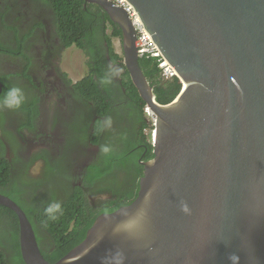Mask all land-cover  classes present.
<instances>
[{
	"label": "water",
	"instance_id": "1",
	"mask_svg": "<svg viewBox=\"0 0 264 264\" xmlns=\"http://www.w3.org/2000/svg\"><path fill=\"white\" fill-rule=\"evenodd\" d=\"M85 1L122 30L124 66L154 117V157L134 201L98 216L54 263L23 209L0 194L19 218L25 264H101L116 250L124 264H232L233 255L264 264V0H127L183 84L167 105L140 67L128 14Z\"/></svg>",
	"mask_w": 264,
	"mask_h": 264
},
{
	"label": "flooded vegetation",
	"instance_id": "2",
	"mask_svg": "<svg viewBox=\"0 0 264 264\" xmlns=\"http://www.w3.org/2000/svg\"><path fill=\"white\" fill-rule=\"evenodd\" d=\"M107 34L111 32L107 31ZM96 38L106 52L108 66L114 64L109 56L108 40L102 42ZM114 39L120 38H112L111 47L116 51ZM0 46H3L0 47V94L6 86L18 85L27 96L20 110H0V161H3L0 194L13 199L32 225L35 223L42 231L44 247L38 242L40 248L47 251L52 246L53 251L55 237L45 226L48 218L43 212L48 203L59 201L64 213L51 225L72 232L75 220L70 222L68 216L77 209L74 205L79 202L80 189L86 195L85 202L90 207L87 214H90L102 207H112L111 201L121 202L122 188L139 184L143 174H138L137 170L131 172L130 168H127L130 171L119 172L117 181H112L116 169L91 185L85 181L91 165H98L96 162L103 160L99 152L102 144L134 153L131 156L144 173L142 163L148 161L149 151L140 130L139 105L135 98L126 94L120 77H114L118 85H109L105 91L99 83V74L95 80L105 98H89L93 94H89L84 85H79L92 72L87 64L89 58L77 45H67L60 35L51 6L44 0H0ZM72 50L81 52L86 60L82 78H73L64 68L65 55ZM110 89L115 91V98H107ZM144 112L145 119L150 122L149 113L146 109ZM107 116L112 118V128L99 132L98 122ZM147 130L144 135L152 143ZM142 149L143 153H140ZM133 160L125 161L127 165H133ZM75 194L78 195L76 199ZM10 211L14 216L3 213L7 223L1 221L0 240L1 248L13 264L16 250L11 246L14 235L10 230L15 233V226L20 225L17 214ZM102 214L106 213L100 212L98 216Z\"/></svg>",
	"mask_w": 264,
	"mask_h": 264
},
{
	"label": "trees",
	"instance_id": "3",
	"mask_svg": "<svg viewBox=\"0 0 264 264\" xmlns=\"http://www.w3.org/2000/svg\"><path fill=\"white\" fill-rule=\"evenodd\" d=\"M44 1L51 6L55 18L57 20L60 35L66 41L67 45L68 46L73 44L77 45L85 52V54L89 58L87 64L92 70V72L89 76H87L84 80H82L79 83L80 86L84 85L88 89L89 94H93L91 96L88 94L89 98H100V97L105 98L102 92L99 91V89L97 88L98 81L95 80V77L97 74H99V80H100V77L104 75V72L108 68V64H107L108 61H107L106 52L102 49L103 46L97 42L96 37H99L102 40V42L103 39L108 40L110 46L109 56L112 62L114 64H117L122 69V73L120 76L121 84L125 88L126 94H128L130 98L133 99L135 98L139 105L138 117H140V120L142 122V126L140 130L141 133L143 134V137L145 138V143L148 146V151H149L148 155L146 156V160L148 161L151 160L154 157V147L152 143H149L147 141L146 136L144 135V131L151 127L150 126L151 123L145 119L144 110L147 107L146 103L139 95L137 88L135 87L134 83L131 80L129 72L124 66V57L111 47L113 37H118L120 39L123 38L122 30L119 28L118 25H116L110 20L108 14L100 6L96 4H89L85 0H44ZM9 27L10 29L17 30L16 27L13 26L12 27L9 26ZM107 31H110L111 34L108 35ZM139 63L141 69L148 78L149 82L154 87V91L158 103L162 105H167L178 97V95L181 93L183 88V85L179 80V78L165 80L161 75L162 71L159 68L156 59L141 58ZM111 85H118V82L115 80V78L113 79V84ZM108 86H104L105 91L107 90L106 88ZM7 88H9V86H6V89ZM119 90H121V92L123 93L122 89ZM109 93L110 96H107V98L108 97L115 98L114 97L116 95L115 91L113 92V90L110 89ZM140 153H143V149L140 151ZM133 154L134 153H130L128 149L125 148L120 149V147L116 148L113 151V153L107 157H104L101 154L103 160L97 161L96 163L98 165H91V167L87 170V177H85L86 183L87 184L90 183L91 185V183L94 180L102 178L112 173L115 169L116 171H114L112 175V181H117L119 179L118 173L121 172L123 169L124 171L125 169L127 171H130L131 169V172L137 170V173L142 175L143 174L142 167L139 166L140 164L137 163L135 157L131 156ZM127 159H134L133 160L134 164L127 165L125 161ZM1 164H3V161H0V165ZM138 190H139V184L132 185V187L130 185L126 186L122 188L123 196L119 197V200H121V202L111 201L109 202V204H112V207L110 208L102 207L98 209V211L96 212H91L90 214H87V210L90 207L88 205V202H85L86 195L82 194V191L80 189L78 191L79 202L78 204L75 203L74 205L77 206V209H75L74 212L72 211L70 216H68L69 219L71 217L70 222L75 220V227L72 232L65 230L62 231V229L52 226L51 224L54 221L49 219H47V224L44 223L45 226H48L50 228L52 234H54L56 245L53 246L54 248L53 251L51 250L52 246H50L47 251L40 248L43 256L52 263L60 260L63 256L68 254L73 248L78 246L86 238L88 230L92 227L93 223L95 222L100 212L110 213L122 206L130 204L136 198L138 194ZM115 193L118 194V191H116ZM77 197L78 195L75 194L74 199H76ZM3 213L8 214L11 213V211L9 208L0 205V217H2V219L0 220V224L2 220L7 223V220L5 219ZM11 214L13 215V213ZM29 217L31 219V216ZM57 220H60V218H58ZM33 225L37 236V240L40 243V245L44 247L42 244V240H44L45 238L44 234L39 228L35 226V223H33ZM1 227L2 226L0 225V228ZM15 228H16L15 233L14 230H10L12 232V235H14L13 236L14 239L12 238L11 240V246L14 250H16L15 262L13 264H25L20 254V248H19L20 247L19 226L17 225L15 226ZM1 245L2 244L0 240V264H10V261L6 257L5 251H3Z\"/></svg>",
	"mask_w": 264,
	"mask_h": 264
},
{
	"label": "clouds",
	"instance_id": "4",
	"mask_svg": "<svg viewBox=\"0 0 264 264\" xmlns=\"http://www.w3.org/2000/svg\"><path fill=\"white\" fill-rule=\"evenodd\" d=\"M121 73L122 69L118 65L110 64L104 72V75L100 77V85L108 86L113 84L114 77H120ZM26 101L27 96L25 90L21 86L12 85L7 88L2 94H0V110H20L24 106ZM112 125V118L110 116L104 117L101 121L98 122V131L104 132L105 130H110L112 128ZM113 151L114 149L110 144H102L99 146V152L105 157L112 154ZM183 211H188L186 206L183 208ZM44 213L49 220H57L59 216L63 215V208L61 203L59 201H52L48 203L47 206L44 208ZM133 226H135V221H129V227ZM229 259L232 261V264H239L238 256L233 255ZM124 260L125 257L122 251L116 250L114 252H109L104 258H102L101 264H124Z\"/></svg>",
	"mask_w": 264,
	"mask_h": 264
},
{
	"label": "built area",
	"instance_id": "5",
	"mask_svg": "<svg viewBox=\"0 0 264 264\" xmlns=\"http://www.w3.org/2000/svg\"><path fill=\"white\" fill-rule=\"evenodd\" d=\"M109 1L124 9V11L128 14V17L132 22V25L137 33V49H138L139 57L156 59L159 68L162 71L161 75L165 80L178 78L176 72L170 67L167 61H165V59L162 57L160 51L154 44L151 35L148 32H146L138 14L134 10V8L128 3V1L127 0H109ZM153 134H154V130L152 131V135Z\"/></svg>",
	"mask_w": 264,
	"mask_h": 264
},
{
	"label": "rangeland",
	"instance_id": "6",
	"mask_svg": "<svg viewBox=\"0 0 264 264\" xmlns=\"http://www.w3.org/2000/svg\"><path fill=\"white\" fill-rule=\"evenodd\" d=\"M116 51L121 54L122 53V43L120 39H114L113 40ZM77 56V57H76ZM86 60L83 57V55L81 54V52L77 53L75 51L72 50L71 53H68L65 55V60H64V68L67 69V71L69 72V74L73 77V78H82L84 75V69L86 68ZM183 89V88H182ZM150 115V114H149ZM150 123H151V127L147 130L148 133V137L150 138V141H152V131H153V127H154V117H152V115L148 116ZM152 130V131H151ZM153 143V142H152Z\"/></svg>",
	"mask_w": 264,
	"mask_h": 264
},
{
	"label": "bare ground",
	"instance_id": "7",
	"mask_svg": "<svg viewBox=\"0 0 264 264\" xmlns=\"http://www.w3.org/2000/svg\"><path fill=\"white\" fill-rule=\"evenodd\" d=\"M147 109V108H146ZM150 114V113H149ZM151 115V114H150ZM152 117H153V115H152ZM155 122V121H154ZM155 124V123H154ZM24 261V260H23Z\"/></svg>",
	"mask_w": 264,
	"mask_h": 264
}]
</instances>
